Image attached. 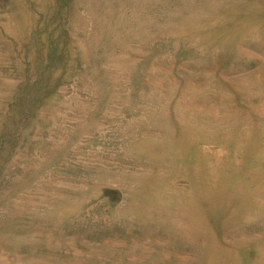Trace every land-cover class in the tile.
Here are the masks:
<instances>
[{
    "label": "rangeland",
    "instance_id": "1",
    "mask_svg": "<svg viewBox=\"0 0 264 264\" xmlns=\"http://www.w3.org/2000/svg\"><path fill=\"white\" fill-rule=\"evenodd\" d=\"M0 264H264V0H0Z\"/></svg>",
    "mask_w": 264,
    "mask_h": 264
}]
</instances>
